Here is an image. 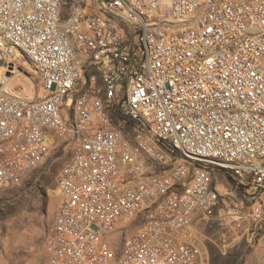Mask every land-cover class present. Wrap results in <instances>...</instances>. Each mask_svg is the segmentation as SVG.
Listing matches in <instances>:
<instances>
[{"label":"built area","instance_id":"obj_1","mask_svg":"<svg viewBox=\"0 0 264 264\" xmlns=\"http://www.w3.org/2000/svg\"><path fill=\"white\" fill-rule=\"evenodd\" d=\"M26 60L0 189L69 140L47 264H202L206 227L225 248L264 225V0H0V61Z\"/></svg>","mask_w":264,"mask_h":264},{"label":"rangeland","instance_id":"obj_2","mask_svg":"<svg viewBox=\"0 0 264 264\" xmlns=\"http://www.w3.org/2000/svg\"><path fill=\"white\" fill-rule=\"evenodd\" d=\"M0 67L4 68L0 70V91L39 94V81L29 61L14 66L2 63ZM14 70L18 72L14 74ZM70 156L69 140L55 138L37 168L27 172L17 186L0 189V264H47V246L59 202L58 179ZM213 176L215 185L231 186L222 173L214 172ZM124 225L108 236L113 248L119 247L138 224ZM203 231L207 239L202 264H264V225L248 240L225 248L218 243L224 230L211 225Z\"/></svg>","mask_w":264,"mask_h":264},{"label":"trees","instance_id":"obj_3","mask_svg":"<svg viewBox=\"0 0 264 264\" xmlns=\"http://www.w3.org/2000/svg\"><path fill=\"white\" fill-rule=\"evenodd\" d=\"M225 175H226V179H227V181H228L229 183L232 184V179H231V177H230L228 174H225Z\"/></svg>","mask_w":264,"mask_h":264},{"label":"bare ground","instance_id":"obj_4","mask_svg":"<svg viewBox=\"0 0 264 264\" xmlns=\"http://www.w3.org/2000/svg\"><path fill=\"white\" fill-rule=\"evenodd\" d=\"M4 68L3 67H0V70L2 71ZM18 71H16V70H14V74H16ZM19 74H21V73H19ZM1 75V74H0ZM22 76H24V75H22ZM8 80V79H7ZM1 82V81H0ZM59 191V190H58Z\"/></svg>","mask_w":264,"mask_h":264},{"label":"water","instance_id":"obj_5","mask_svg":"<svg viewBox=\"0 0 264 264\" xmlns=\"http://www.w3.org/2000/svg\"><path fill=\"white\" fill-rule=\"evenodd\" d=\"M3 62L2 61H0V64H2Z\"/></svg>","mask_w":264,"mask_h":264}]
</instances>
